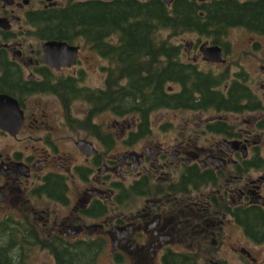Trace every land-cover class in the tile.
Returning <instances> with one entry per match:
<instances>
[{
	"label": "flooded vegetation",
	"instance_id": "obj_1",
	"mask_svg": "<svg viewBox=\"0 0 264 264\" xmlns=\"http://www.w3.org/2000/svg\"><path fill=\"white\" fill-rule=\"evenodd\" d=\"M67 2L0 0V77L5 73L13 76L11 85L16 90L0 93L16 98L23 112L15 135L0 129V233L7 235L12 228L19 237L23 230L33 242L38 231L52 246H58V241L97 240L103 242L99 255L108 250L109 264H264V237L255 240L244 224L252 215L264 216V148L259 134L263 130L258 127L264 118V74L245 68L233 73L229 67L219 72L202 70L211 76L224 74L215 89L225 99L236 89L239 105L259 102L261 109H207L217 114H248L247 128L229 115L197 116L200 132L179 131L167 141L161 137L169 135L167 132H159L160 136L152 131L149 115L144 130L136 115L127 122L113 119L108 130L92 121L95 115L91 122L101 131H85L81 124L84 117L72 116L74 104L85 100L76 94H70L69 100L59 86L69 80L76 88H90L82 77L85 69L77 67L84 49L98 58H109L85 45L80 36L67 41L57 37L37 40L35 35L36 12L64 7ZM47 40L77 46L74 64L58 69L46 65L42 44ZM199 41L197 38L192 51L202 43L213 44L205 41L198 45ZM220 47L225 57L223 45ZM198 54L190 61L195 66ZM113 64L109 60V66L98 67L105 73L103 85L90 89L106 87ZM109 77L115 80L113 74ZM180 90L179 83L173 82L166 84L164 91L177 94ZM34 95L48 96L47 101L58 107L52 116L31 110L33 106L38 110L42 103L27 104ZM106 111L117 116L110 110L102 113ZM217 123L225 129L213 128ZM60 127L66 131L54 132ZM35 131L42 134L33 138ZM19 134L25 141L23 149L10 144V139L20 140ZM82 140L91 145L80 143ZM118 145L123 150L117 152ZM87 219L89 224L84 222ZM232 233L263 246L262 260L232 241ZM39 247L57 264L49 248ZM219 251L231 252L236 261L213 260L212 253Z\"/></svg>",
	"mask_w": 264,
	"mask_h": 264
},
{
	"label": "trees",
	"instance_id": "obj_2",
	"mask_svg": "<svg viewBox=\"0 0 264 264\" xmlns=\"http://www.w3.org/2000/svg\"><path fill=\"white\" fill-rule=\"evenodd\" d=\"M34 22L37 40L57 37L70 41L80 36L85 45L114 62L104 89L76 88L69 80L59 86L63 96L69 99L70 94H76L89 105V114L81 122L86 131H101L91 118L103 110L117 116L137 114L143 129L149 113L159 108L261 109L259 102L239 105L240 92L236 89L225 99L215 89L224 80V74L211 76L198 70L181 59V45L166 38L159 40L157 35L163 30H170L172 35L194 32L209 36L211 43L223 47L226 45L223 39L233 27L264 36V0H173L169 6L162 0H68L64 7L38 10ZM108 37H114L115 41ZM111 74L115 80H111ZM12 81L13 76L3 74L0 92H16ZM173 82L179 83L180 92H165V85ZM212 126L225 129L221 123ZM258 127L264 130V118ZM244 224L248 235L257 241L263 239V215L259 218L252 215ZM6 232L7 235L0 233V264H32L27 262L28 248L34 244L49 248L57 264H96L103 249V242L97 240L58 241V246H52L38 231L33 242L23 230L19 231V237L12 228Z\"/></svg>",
	"mask_w": 264,
	"mask_h": 264
},
{
	"label": "rangeland",
	"instance_id": "obj_3",
	"mask_svg": "<svg viewBox=\"0 0 264 264\" xmlns=\"http://www.w3.org/2000/svg\"><path fill=\"white\" fill-rule=\"evenodd\" d=\"M157 38L159 40L161 39H168L174 44L181 45L182 49V57L181 59L183 61L190 62L192 60V57L196 53H200V47L194 48L192 51V46L195 42H197V38H200L199 43L210 41L211 38L209 36H203L198 35L194 32H182L175 35L171 34L170 30H163L160 31L157 35ZM115 38L112 37V40ZM223 41L226 42V45L224 46V49L226 51L225 54V61L223 63L217 64L210 61H205L202 59L201 54H198V58L196 61V66L200 70H211L213 72H219L223 70L225 67H229L231 69V73L238 70V68H245L250 73L258 72L261 75L264 74V36L258 35L255 33H250L246 31L243 28H230L225 35ZM37 47H40V42L37 41L36 43ZM188 47L184 48V46ZM197 45V46H198ZM200 46V45H199ZM192 51V52H191ZM190 53V54H189ZM109 66V60L106 58H98L95 55V52L84 49L80 55V62L78 63L77 67H81L83 70L85 69V75L82 76L84 78V83L89 86L90 88H94L97 86L103 85V77L105 73H101L98 71V67ZM48 96H42L39 98L37 95L32 96L30 98V101L27 102L29 104L33 105L35 103V100L41 101L40 108L37 110L36 106H33L31 108L32 111H42V114L49 116H52V114L56 111L58 108L54 103H50ZM89 105L87 103H84L83 101H77L73 106L72 116L75 117H84V119L89 114ZM109 111V110H108ZM100 111L99 113L95 114L92 119L93 122L100 123L103 128L109 129V125L114 122L113 119H116L117 122H127L132 121V118H134L133 115L138 116L137 114H130L128 116H124L123 118L119 116H114L110 112H104ZM233 116L234 120H237L240 124V127L247 128V116H236L230 113L221 112L217 114V112L213 110H207V111H192L191 109H155L149 114L150 118V127L152 128L153 132L158 133L160 136L161 134L159 132H167L169 135H162L161 137L166 139L167 141H171L172 138L175 136L174 133L179 131H201L202 128H197V116H202L204 118L206 117H212V116ZM65 132L66 128H58V130H54V132ZM86 131V130H85ZM85 133V132H84ZM42 134V131H35L32 136L33 138H37ZM72 134V133H70ZM259 134L261 136V144L260 147L264 148V130L259 131ZM85 135V134H84ZM18 138L20 139H10L11 146H19L22 149L24 148L25 141H23V135L19 134ZM89 141H92L90 137L86 138ZM30 143H34L32 139H27ZM1 141V140H0ZM2 142H0L1 145ZM123 150V148L118 145L116 146V151L119 152ZM86 224H89L91 222L90 219L84 220ZM229 230H227L228 232ZM232 241L239 245L245 246L246 249H248L254 256L257 257V259H261V249L263 246L261 245H255L254 243L247 241V239H244L241 235H238L236 233H232ZM230 235V236H231ZM238 239V240H236ZM227 255V256H226ZM213 260H220L219 258H224L226 261L235 262V259H231V252H213L212 253ZM109 253L108 250L103 251L97 260V264H109ZM45 261L48 264L52 263V258L49 255V253L46 250H42L39 246H31L29 247V257L27 262H34L36 264H39V262Z\"/></svg>",
	"mask_w": 264,
	"mask_h": 264
},
{
	"label": "water",
	"instance_id": "obj_4",
	"mask_svg": "<svg viewBox=\"0 0 264 264\" xmlns=\"http://www.w3.org/2000/svg\"><path fill=\"white\" fill-rule=\"evenodd\" d=\"M169 4L172 0H163ZM78 47L69 45L64 41L47 40L42 44V58L46 65L58 69L61 66H71L75 62ZM200 52L204 60L222 63L225 58L222 56L221 47L217 44H201ZM23 120V112L18 100L13 96L0 93V129L15 135ZM82 144L90 146L88 141H80ZM246 256L248 252L242 251ZM210 264H223L220 262H210Z\"/></svg>",
	"mask_w": 264,
	"mask_h": 264
}]
</instances>
